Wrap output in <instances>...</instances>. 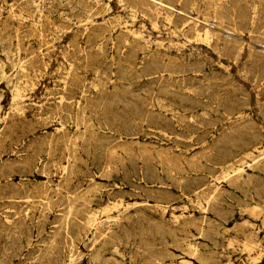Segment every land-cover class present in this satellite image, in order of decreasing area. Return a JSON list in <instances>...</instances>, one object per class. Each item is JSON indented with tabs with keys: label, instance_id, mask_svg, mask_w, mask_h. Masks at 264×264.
I'll return each mask as SVG.
<instances>
[{
	"label": "rangeland",
	"instance_id": "obj_1",
	"mask_svg": "<svg viewBox=\"0 0 264 264\" xmlns=\"http://www.w3.org/2000/svg\"><path fill=\"white\" fill-rule=\"evenodd\" d=\"M183 260L264 264V0H0V264Z\"/></svg>",
	"mask_w": 264,
	"mask_h": 264
},
{
	"label": "bare ground",
	"instance_id": "obj_2",
	"mask_svg": "<svg viewBox=\"0 0 264 264\" xmlns=\"http://www.w3.org/2000/svg\"><path fill=\"white\" fill-rule=\"evenodd\" d=\"M218 1V0H217ZM161 2V1H160ZM223 3V2H222ZM216 5H218V4H216ZM214 7V6H213ZM219 8V7H218ZM217 8V9H218ZM221 8V7H220ZM216 13H217V11H216ZM42 50V49H41ZM252 148V147H251ZM250 149V148H249ZM245 151V150H244ZM72 208V207H71ZM190 248H192V247H190ZM192 250V249H191ZM183 263L184 264H189V261H186V260H183Z\"/></svg>",
	"mask_w": 264,
	"mask_h": 264
}]
</instances>
